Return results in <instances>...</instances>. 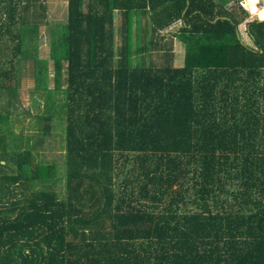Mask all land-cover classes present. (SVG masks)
I'll list each match as a JSON object with an SVG mask.
<instances>
[{
	"label": "trees",
	"instance_id": "1",
	"mask_svg": "<svg viewBox=\"0 0 264 264\" xmlns=\"http://www.w3.org/2000/svg\"><path fill=\"white\" fill-rule=\"evenodd\" d=\"M242 2L66 0L49 22L0 0V264H264V19Z\"/></svg>",
	"mask_w": 264,
	"mask_h": 264
},
{
	"label": "rangeland",
	"instance_id": "2",
	"mask_svg": "<svg viewBox=\"0 0 264 264\" xmlns=\"http://www.w3.org/2000/svg\"><path fill=\"white\" fill-rule=\"evenodd\" d=\"M46 5V15L47 20L49 22H55V21H61L65 18L66 13V0H43ZM175 27L172 25L169 27L165 32H170ZM245 25L243 23H240L238 25V30L240 33V36L242 40L247 43L251 44V41L248 39L246 33H245ZM38 47H37V55L40 58H46L48 59V34H47V26L40 25L38 28ZM117 41V39H116ZM173 53H174V65H181L182 64V57H183V48L182 45L174 40L173 42ZM52 61L48 59V66L51 67ZM33 65L31 60H23L21 62V71H20V87H19V97L20 102L22 105V108H28L29 107V97H30V89L33 85ZM49 85L52 84V75L49 73ZM23 126L27 125V120H23ZM58 133V132H57ZM51 147L48 151H45V155L48 158H56L58 155L62 152L60 146H61V140L58 135H55L51 139Z\"/></svg>",
	"mask_w": 264,
	"mask_h": 264
},
{
	"label": "crops",
	"instance_id": "3",
	"mask_svg": "<svg viewBox=\"0 0 264 264\" xmlns=\"http://www.w3.org/2000/svg\"><path fill=\"white\" fill-rule=\"evenodd\" d=\"M248 5L247 0H243L242 6L249 12V17L246 20H250L252 18L264 19V0H253L254 9ZM242 23L244 25V22Z\"/></svg>",
	"mask_w": 264,
	"mask_h": 264
}]
</instances>
